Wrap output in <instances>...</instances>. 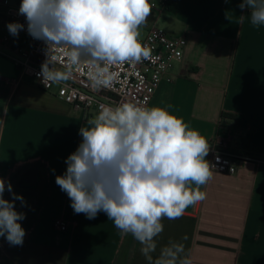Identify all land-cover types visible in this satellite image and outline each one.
Wrapping results in <instances>:
<instances>
[{"label":"crops","instance_id":"0c3cea01","mask_svg":"<svg viewBox=\"0 0 264 264\" xmlns=\"http://www.w3.org/2000/svg\"><path fill=\"white\" fill-rule=\"evenodd\" d=\"M241 2L171 0L169 12H151L139 28L140 37L156 25L186 40L171 83H160L148 107L168 109L207 141L224 126L235 136L238 156L235 174L212 172L201 186L205 200L179 219L162 220L153 259L175 241L184 244L192 264H264V25H253ZM5 10L0 8V178L23 197L15 209L25 215L20 223L26 234L19 246L0 237V264H148L131 234H122L103 211L95 219L76 214L55 182L81 142L80 128L96 115L84 117L30 80L9 96L2 93V80L14 67L1 39L10 36V48L23 43L19 33L10 34ZM225 114L240 122L223 121ZM4 198L13 199L7 190ZM59 219L67 224L63 232L53 226Z\"/></svg>","mask_w":264,"mask_h":264},{"label":"clouds","instance_id":"9594fccd","mask_svg":"<svg viewBox=\"0 0 264 264\" xmlns=\"http://www.w3.org/2000/svg\"><path fill=\"white\" fill-rule=\"evenodd\" d=\"M153 6L149 0H21L19 14L26 18L28 33L47 44L48 53L51 46L64 45L72 65L86 61L92 86L99 90L113 82L109 66L149 57L139 28ZM238 6L250 10L253 25H264V0H242ZM7 27L17 36L24 25ZM38 75L43 82L60 84L71 71L50 67L48 57ZM87 124L79 130V146L65 160L66 171L55 178L74 212L95 219L103 211L122 234L140 243L148 264H192L184 244L175 241L161 248L156 259L152 254L164 230L162 220L179 219L206 199L200 189L212 177L205 159L208 141L168 109L132 102L101 105ZM6 190L13 199L4 198ZM16 200L23 202V197L0 178V237L13 246L22 245L26 234Z\"/></svg>","mask_w":264,"mask_h":264},{"label":"built area","instance_id":"2783aa9c","mask_svg":"<svg viewBox=\"0 0 264 264\" xmlns=\"http://www.w3.org/2000/svg\"><path fill=\"white\" fill-rule=\"evenodd\" d=\"M153 4L151 12L167 13L171 0H149ZM20 4L10 5L8 0L2 1L0 8H6V16L13 22L24 25L19 34L23 43L13 48L9 47L10 36L1 39L2 44L11 53L8 56L14 67V74L2 80V93L9 96L24 81L30 80L38 88L52 97L79 110L84 117L97 115L101 105L115 107L125 102H132L140 106H149L154 93L160 83H171L170 72L176 61L182 58L186 40L183 37H169L164 30L152 25L143 37H139L142 45L150 52L147 59L138 63H124L109 66L108 70L114 74L110 87L99 90L92 86L89 78L88 63L81 62L72 65L69 61V49L61 45L51 46L49 53L47 44L43 40L33 38L27 31V21L19 14ZM50 67L59 71H71L70 78L60 84L43 82L40 75L41 65L48 59ZM234 134L230 131H217L208 141L210 150L209 164L211 171L233 175L237 171L236 148L232 145ZM54 228L65 231L67 224L62 220L53 223Z\"/></svg>","mask_w":264,"mask_h":264},{"label":"trees","instance_id":"16d2710c","mask_svg":"<svg viewBox=\"0 0 264 264\" xmlns=\"http://www.w3.org/2000/svg\"><path fill=\"white\" fill-rule=\"evenodd\" d=\"M226 119H228V120H232V121H235L236 123H239V122H240V120H239V116H233V115H227V114L222 115V120L224 121V120H226ZM218 131L221 132V133H223V132H225L226 130H225L224 126H221V127L218 129Z\"/></svg>","mask_w":264,"mask_h":264},{"label":"rangeland","instance_id":"374dc122","mask_svg":"<svg viewBox=\"0 0 264 264\" xmlns=\"http://www.w3.org/2000/svg\"><path fill=\"white\" fill-rule=\"evenodd\" d=\"M20 35V34H19ZM140 36H141V32H140ZM10 55H11V53H10Z\"/></svg>","mask_w":264,"mask_h":264}]
</instances>
